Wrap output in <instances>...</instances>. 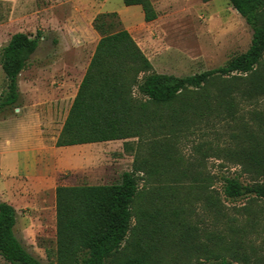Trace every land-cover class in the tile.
I'll return each mask as SVG.
<instances>
[{"label":"trees","instance_id":"trees-1","mask_svg":"<svg viewBox=\"0 0 264 264\" xmlns=\"http://www.w3.org/2000/svg\"><path fill=\"white\" fill-rule=\"evenodd\" d=\"M229 2L253 32L249 49L225 66L186 77L157 73L131 33L121 27L117 13L95 17L93 27L100 40L55 145L125 141L124 150L133 153L134 162L119 183L57 188L55 264H264L251 240L253 234H260L262 221L250 220L240 229L225 222V201H264L262 130L252 131L242 123L241 132L233 135L237 148L217 149L235 159L241 175H251L249 183L240 176L225 177L219 191L207 176L205 184L190 186V191L204 195L203 239L202 230L185 218L190 191L180 199L178 188L177 195L153 212L136 209L140 175H169L175 140L205 118L219 117L225 98L232 102L238 94L252 101L264 95V0ZM123 3L141 7L147 23L159 17L152 0ZM40 39L41 32L16 33L3 49L7 87L0 114L19 103V76ZM218 82L225 85L216 92L214 105L208 88ZM16 225V209L0 202V257L9 264H44L17 236Z\"/></svg>","mask_w":264,"mask_h":264},{"label":"rangeland","instance_id":"rangeland-1","mask_svg":"<svg viewBox=\"0 0 264 264\" xmlns=\"http://www.w3.org/2000/svg\"><path fill=\"white\" fill-rule=\"evenodd\" d=\"M152 1L159 17L147 23L141 7H127L123 0H0V104L5 100L7 87L2 68L3 49L16 33L35 36L41 32L39 48L19 76L20 101L0 114V122L28 110L41 118V134L46 143L55 144L100 40L93 21L101 13L118 14L121 27L131 33L160 74L186 77L216 69L245 53L251 45L253 32L229 0ZM261 72L264 74V60ZM224 85L218 82L208 88L209 101L214 105L215 94ZM229 100L227 97L222 101L219 117L205 118V122L175 140L169 175H140L143 180L139 181L136 209L153 212L169 201L172 194L177 195L178 188L179 198L183 199L192 184H205L207 176L213 178L219 191L225 177L240 176L244 183L251 181V175H241L235 159L217 149L237 148L239 143L233 135L241 132L242 123L252 131H264V95L247 101L236 94L232 102ZM124 143L58 148L71 161L59 166L57 188L119 183L122 175L132 170L134 162L133 153L124 150ZM180 172H186L187 176L181 177ZM11 180L14 177L3 176L0 171V202H15L20 223L22 219L29 223L18 227L17 236L44 264H55L56 192L39 191L27 179L28 192H20L10 185ZM190 192L185 218L202 230L203 239L204 195L197 190ZM225 204L228 215L225 222H231L235 229L246 227L250 220L252 224L262 221L258 227L260 234H253L251 240L259 255L264 256V201L241 199ZM177 236L179 240L180 233ZM0 264L9 263L0 257Z\"/></svg>","mask_w":264,"mask_h":264},{"label":"crops","instance_id":"crops-1","mask_svg":"<svg viewBox=\"0 0 264 264\" xmlns=\"http://www.w3.org/2000/svg\"><path fill=\"white\" fill-rule=\"evenodd\" d=\"M30 115L33 117V126L36 129L30 139L21 144L0 145L1 174L14 177L10 185H15V188L20 189V192H28L29 183L26 179L39 191L56 192L59 166L66 165L71 161V158L64 157L58 149L60 147L46 143L41 134V118L35 114ZM5 203L12 205L17 211L15 231L18 227H24V223L28 222L26 219H22L20 223L19 206L11 201H5ZM32 223L35 224V221Z\"/></svg>","mask_w":264,"mask_h":264},{"label":"clouds","instance_id":"clouds-1","mask_svg":"<svg viewBox=\"0 0 264 264\" xmlns=\"http://www.w3.org/2000/svg\"><path fill=\"white\" fill-rule=\"evenodd\" d=\"M35 132L33 117L28 110L21 111L0 122V145L25 143Z\"/></svg>","mask_w":264,"mask_h":264}]
</instances>
